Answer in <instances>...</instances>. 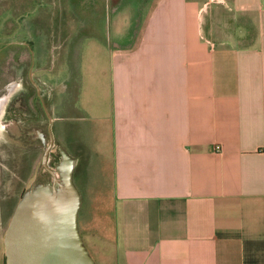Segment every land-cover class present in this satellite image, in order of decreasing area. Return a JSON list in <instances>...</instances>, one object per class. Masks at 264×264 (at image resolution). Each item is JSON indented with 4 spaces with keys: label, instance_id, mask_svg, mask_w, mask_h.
Instances as JSON below:
<instances>
[{
    "label": "crops",
    "instance_id": "1",
    "mask_svg": "<svg viewBox=\"0 0 264 264\" xmlns=\"http://www.w3.org/2000/svg\"><path fill=\"white\" fill-rule=\"evenodd\" d=\"M58 1L108 56L87 145L80 130L52 131L101 263L264 264V0H86L82 17V0ZM50 89L48 115L60 107ZM1 106L13 143L25 130Z\"/></svg>",
    "mask_w": 264,
    "mask_h": 264
},
{
    "label": "rangeland",
    "instance_id": "2",
    "mask_svg": "<svg viewBox=\"0 0 264 264\" xmlns=\"http://www.w3.org/2000/svg\"><path fill=\"white\" fill-rule=\"evenodd\" d=\"M85 5L86 0H82L79 6L80 17L85 16ZM69 11L68 5H61L58 0H0V81H2L0 85L4 87L0 91V100H3L2 106L5 104L7 106L13 99L10 93L8 95V92L13 89L9 87V84L7 86L6 83L17 82V80H11L14 77L12 71L21 68L22 63L20 61L28 66L35 58L37 66L38 64L43 66L42 79L52 89L49 91L51 93L54 91L52 96L60 100V107L54 113L50 110L49 115L46 114L51 134L53 130L55 133L57 129L61 130L63 134L65 133L64 139L67 140L69 135L74 136L80 130L79 136L87 145L88 124L85 123V120L87 119L88 109L90 107L91 109L95 108L93 91L94 93L96 89L99 91V109H102V103H108V95L106 94L109 84L107 79L108 56L102 54V52L94 53L93 49L88 50L92 39L89 38L88 43L86 36H80L77 33L79 31L84 34L82 32L85 29L82 28L86 20L82 19L83 22L73 21ZM76 33L79 35L77 38L75 37ZM14 40L30 44V49L17 43L10 45ZM77 40H79V43L76 42ZM46 43L49 47L45 45ZM12 66H14V70ZM24 69L22 68V70ZM34 71H36L35 68ZM6 95H8L7 102L2 98ZM36 96H38V88H36ZM36 109V112L33 109L31 110V117L37 114L39 110L42 112L41 108L37 107ZM6 114L8 115L4 116V121L9 123L10 117L14 118V116L12 112H6ZM15 117L20 124L19 127L27 125L23 116L18 115ZM30 125L31 138L37 139L34 136L36 132L37 136L38 133L44 134L41 133L42 128L34 127L36 124L30 123ZM46 125L47 122L44 119V130H46ZM34 141L31 146L36 151L32 158L30 177L27 183L22 184L20 179L13 178L12 174L22 173L21 171L24 170L23 159L18 154H14L16 157L13 158V154H10L11 148L8 146L11 143L10 138L2 139L0 135V242L2 245L5 229L19 197L33 181L43 180L42 177L35 178V173L39 172L42 167L40 161L43 151L41 152V145L36 140ZM58 142V140L54 141L53 150L58 148ZM90 144L93 146V140ZM13 151L11 152L13 153ZM18 151L19 149L16 148V152ZM24 151L27 154L28 149ZM84 159L81 160L84 161ZM47 165L50 168L53 167L52 163L48 164L47 162ZM42 176L45 179L48 177V173H42ZM104 181L105 179H102L98 183L102 189H107L108 185L103 184ZM73 182L82 198H84L82 182L76 180V178H73ZM7 200L11 205H5ZM81 235L95 263L102 264L84 234L81 233Z\"/></svg>",
    "mask_w": 264,
    "mask_h": 264
},
{
    "label": "water",
    "instance_id": "3",
    "mask_svg": "<svg viewBox=\"0 0 264 264\" xmlns=\"http://www.w3.org/2000/svg\"><path fill=\"white\" fill-rule=\"evenodd\" d=\"M49 134L41 159L49 175L23 191L10 216L3 236L5 264H96L78 228L81 198L73 160L58 147L60 158L52 168L47 165Z\"/></svg>",
    "mask_w": 264,
    "mask_h": 264
},
{
    "label": "flooded vegetation",
    "instance_id": "4",
    "mask_svg": "<svg viewBox=\"0 0 264 264\" xmlns=\"http://www.w3.org/2000/svg\"><path fill=\"white\" fill-rule=\"evenodd\" d=\"M16 43L19 45L28 47L30 49V44L26 42L22 43V41L14 40L10 43V45H15ZM33 60L34 61H31L32 64L29 63L28 66H26L23 61H20L22 65H21V68L17 71H15L14 66H12L14 70L12 71L13 73L12 75H14L12 80H17V82L15 83L12 82L9 84V87L13 89L11 90V92H9L10 95L13 96V99L8 103L7 106H5L6 104L4 105L5 113L12 112L14 117L18 115L23 116L25 122L27 123V125L24 127V130H25L24 135L18 139H14L12 141L13 143L9 145V148H11L10 154H13V158L16 157L14 154H18L19 157L23 159L22 163L24 164V170L21 171L22 173L12 174L13 178L20 179L22 184L27 183V178L29 179L30 177V173L32 169L31 168L32 158L34 157V153L36 151L31 146L34 144L35 142L34 140H36L41 145V152L43 151L42 155L44 153L46 145H48L49 143V134H48L49 126H48V121L46 120L47 101L45 100V96H44L46 82L44 79H42L43 66L39 64L37 66L35 58ZM22 68H25V69L22 70ZM34 68L36 71L33 72ZM36 88H38V96H36ZM26 101H28V103ZM1 103L2 101L0 102V104ZM37 107L41 108L42 112L39 110V112L37 111V114L31 117V110L33 109L36 112ZM44 119L47 122L46 130H44V126H43ZM30 123L36 124L34 125V127L42 128L41 133H44V134L41 135L40 133H38V136H37V132H36L34 136L37 137V139H35L34 137L31 138L32 136H31ZM53 146H54V140L52 142V145L50 147L49 154H48V164L52 163V165H54L58 157H60V152L58 148L53 150L52 149ZM16 148L19 149L18 152H16ZM27 149H28L27 154H25L26 151L24 150H27ZM11 151H13V153ZM42 155H41V159H42ZM42 173H46V174L48 173L49 175V172L42 166L41 169H39V172L37 171L35 173L36 175L35 178L42 177V179H44L42 176Z\"/></svg>",
    "mask_w": 264,
    "mask_h": 264
},
{
    "label": "bare ground",
    "instance_id": "5",
    "mask_svg": "<svg viewBox=\"0 0 264 264\" xmlns=\"http://www.w3.org/2000/svg\"><path fill=\"white\" fill-rule=\"evenodd\" d=\"M2 103H3V100H2ZM2 103H1V104H2ZM1 104H0V105H1Z\"/></svg>",
    "mask_w": 264,
    "mask_h": 264
},
{
    "label": "trees",
    "instance_id": "6",
    "mask_svg": "<svg viewBox=\"0 0 264 264\" xmlns=\"http://www.w3.org/2000/svg\"><path fill=\"white\" fill-rule=\"evenodd\" d=\"M5 259V258H4Z\"/></svg>",
    "mask_w": 264,
    "mask_h": 264
}]
</instances>
